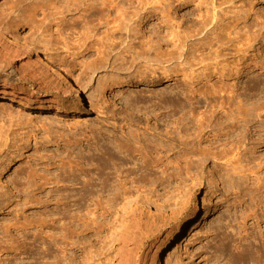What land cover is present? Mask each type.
Listing matches in <instances>:
<instances>
[{"label":"rangeland","instance_id":"1","mask_svg":"<svg viewBox=\"0 0 264 264\" xmlns=\"http://www.w3.org/2000/svg\"><path fill=\"white\" fill-rule=\"evenodd\" d=\"M79 1L0 0V49L6 45L21 48L14 38L17 36L32 48V60L39 53L50 72L62 78L64 86V72L59 67L71 75L69 86L75 85L67 100L31 82L24 85L27 91H35L37 102L33 106L22 104L19 95L0 94V101H5L0 106V128L8 125L9 113L32 120L25 131L28 140L22 156L10 165L8 160L0 178V264L14 259L21 264L38 263L40 241L34 238L42 231L44 236L53 234L49 227L55 224L57 201L71 206L72 213L76 211L74 194L81 191V185L64 180L77 163L90 170L88 177L98 178L99 165L91 160L109 155L116 164L106 171L111 181L119 187L127 183L120 194L98 189L89 203L92 212H96L93 210L97 204L99 213L111 209L109 217L99 219L107 223L106 231L103 229L101 236L92 232L85 237L91 246V264L115 263L113 251L123 225L135 211V215L142 216V207L144 212L148 210L145 219L157 222L154 233L165 232L177 218L185 224L161 255V264H166V259L170 264H239L245 256L252 260L243 264H264V144L257 143L258 139L264 140V125L256 128L259 124L253 122L249 127L255 140H250L254 144L249 145L242 162V178L238 175L240 178L231 179L227 173L236 160L228 152L238 140L239 131L229 134L230 142L225 143L229 131L226 126L232 123L230 115H237L241 107L264 108V0H164V7L179 5L173 10L176 19L172 23L180 24L168 31L166 40L182 39L195 49L186 55L188 50L183 45L182 56L180 50L163 64L138 59L133 66H121L119 62L115 68L106 65L97 70L89 69L97 53H89L85 46L104 37V30L89 34L80 25L79 17L84 13L81 6L85 5ZM211 13L222 19L219 30L208 36V27L197 35L200 15ZM157 24L156 19L150 22L151 26ZM152 34L147 31V36ZM91 35L96 37L90 39ZM229 40L228 47L224 43ZM163 49L173 51L174 46L166 44ZM52 57L60 64L52 66ZM18 59L4 63L8 73L30 58ZM0 64L3 66V62ZM164 66L165 76L161 71ZM155 70L157 74L152 73ZM74 77L79 78L80 86H76ZM5 78L1 71L0 84L11 90ZM100 80L115 82L101 91ZM38 98L42 101L39 104ZM97 98L102 100L100 105ZM213 113L212 122L206 120V125L212 126L206 133H212H201L202 122ZM261 120L263 117L258 118ZM209 141L216 144L211 146ZM19 148L20 144L12 159ZM202 150L228 153L230 159L199 160ZM80 177L87 178L85 174ZM98 180L95 183L101 185ZM155 198L167 208L157 211L151 204ZM59 208L64 210L62 204ZM43 220L46 227L41 230ZM29 224L33 227L25 228ZM14 244L18 247H11ZM156 250L152 248L150 258H156Z\"/></svg>","mask_w":264,"mask_h":264},{"label":"bare ground","instance_id":"2","mask_svg":"<svg viewBox=\"0 0 264 264\" xmlns=\"http://www.w3.org/2000/svg\"><path fill=\"white\" fill-rule=\"evenodd\" d=\"M157 1L158 2L153 4L152 3L154 2L153 0H80L79 4L85 5V7L81 6L82 9L84 10V13L79 17V19H81L82 21L80 25H83L84 28H86V30L89 31V34H93L95 32L100 33L101 30H104L103 32L104 37H101L102 39L98 38L100 40L98 39H96L95 41L93 40V43H95L93 45H95V47H97L96 45H98L99 48H94L91 43L87 45L85 44L86 45L85 47L86 49L89 50V53L90 52L97 53L96 60L93 59L94 60L93 62V60L91 59L93 63L90 61L89 69L91 67L94 70H97L98 68H101V67L103 68L106 65H109L115 68L116 66L119 65V62L121 66H123L126 63L133 66L137 62L138 59H143L145 63L160 62L161 64H163L166 62L167 58L174 57L175 56L174 54L179 53L180 50H182L183 45H185V48L188 51L185 53V50H182L183 53L181 52V56L184 53L186 55H189L191 50L195 49L194 45L186 46V42L182 39L177 40L178 43L177 41H174V40H166V38H168V31L171 28L180 26L179 23H176V22L172 23L176 19V17H174L173 15V10H176L179 7V5L172 6L171 4L170 5L167 4L164 7V3L166 0L165 1L157 0ZM178 1H177V4H178ZM80 5L78 6L79 8H80ZM200 16H201L200 17L201 20L197 21L199 22V25H200L199 28L197 29V35L202 34L205 30H208V27H209L207 35L213 36L216 30L218 31L220 28V22L222 20L221 17H219L216 13H213L212 15L202 14ZM153 19H156L157 21H159V24H157V27L156 25H152V26L150 25V22ZM170 23L172 24L170 25ZM145 25L147 26L146 28L144 27ZM147 31L149 33H154V34L147 36ZM94 36L95 35H91L90 39H92ZM14 38L15 40L18 41V43H20L21 48L19 47L16 50L12 48V46L6 45L5 47H2L0 49V59H3V61L0 60V62H3L2 64L3 66H1L0 64V72L2 71V73H4L6 76V78L3 79V81L5 83L9 82L11 84V90H7L4 84H0V94L7 93L8 95L12 97L19 95V97H21L20 99L22 100L21 101L22 104L33 106L37 102V98L34 97L35 91L33 90V92H29L24 87V85L29 84L31 82L33 85H36L39 88L46 89L48 93L51 91H55L58 94V97L64 100L71 98L73 94L72 89L75 88V85L69 86L71 82L69 81V78H71V75L65 69H62L61 67H59V71L61 70L62 72H64L63 74V79H65V86H64V83L62 82V78L56 76V74L54 76V74L50 72L49 68H47L42 58L40 57L39 53L37 55V59L32 60L31 58L32 52L30 51V49L32 48H30L19 37L15 36ZM230 41L231 40H229V42L227 41L224 44L229 47L231 44ZM166 44L167 45L172 44L174 46V50L165 51L163 49V46ZM226 50H229V48H226ZM14 53H17L18 56L16 57ZM122 55L123 57H121ZM19 57H22L26 60L29 58L30 59L28 60L27 63L25 64L21 63L17 67H14L13 70L10 73H8L7 70H5L6 67L4 66V63L5 64H7L8 62L10 63V61H12L13 58L14 60L16 58L17 60H20L18 59ZM52 62H53L52 66L60 64V62H58V59L55 57H52ZM87 63H83V64L85 65ZM166 69L167 68L165 66L162 67L161 71H162L163 76L167 74ZM152 73L157 74L158 72L155 70V71H152ZM15 76H17L16 77L17 79H12V77L14 78ZM74 78H75L74 83H77L76 86H80L81 81L79 80V78L78 77H74ZM107 81L106 80L99 81L98 88H101V91L103 88H106L108 84L115 82V81L112 82L111 80H110L111 82H107ZM116 81L122 82L121 79H118ZM114 86H118V85L116 84ZM108 89L109 91L114 90V88L112 87H108ZM84 92L86 93L87 91L85 90ZM39 100L40 99L38 98V104L40 102ZM96 101L99 104L101 103L102 100L101 99L99 100L97 98ZM1 102H5V101H0V106L5 105V103H1ZM58 105H59V102H58ZM263 110L264 108H261L259 110V109H242L241 107L239 108L237 115H235L234 117H231V115L229 116V120L232 123L230 124L231 125L230 127L226 126V128H228L229 131L227 132V134L225 133V136L227 137V140H226L227 142L225 141V143L228 144L230 142L229 134H231L232 132L237 133L239 131L238 133L239 135L237 136L240 137V138L238 137V140H236V143L233 144L232 149L230 150V152H228L232 154L234 159H236L234 162H232L229 165V169H227L228 176L231 179H233L235 176H237L238 178L241 177L239 174L242 172V170H240L242 162H244V158L246 154L248 153V150L250 149L248 148L249 145H251L254 142L253 141L251 143L250 140L251 139L255 140V138H253L255 133H250L249 127L251 123L253 122L256 124H259L258 126H255L256 128L262 127V125H264V114L263 116L261 115ZM22 115L14 116L12 113L6 114L7 116L6 121L8 125H6V127L4 128L3 127L0 128V178H2L4 172L6 171L5 170L6 162L9 160L8 165L13 164L14 162H18L19 157L22 156V153L25 150V147L23 148V146L26 144L25 142H27L28 140L26 139L27 133L25 131H26V128H28L29 126H32L31 125L32 120ZM213 117H214V113L213 115L211 114L210 116H208L202 122L201 133L209 134V135L212 133V131H210L209 133H206V131L210 127H212L210 126L209 123L206 125L207 123L206 120L212 122L211 119ZM262 117H263V120L259 122L258 118H262ZM204 125H206L205 128H203ZM215 128H219V126L216 124ZM44 131L46 133H52L46 129H44ZM254 132H256V135L260 137L258 133L260 131H257V129H255ZM251 134H252V137L250 136ZM172 140L176 141L177 139H172ZM258 141L259 142L257 143H259V145L264 144V140L258 139ZM210 143H211V146H214L216 144L214 143V141H211ZM219 143L223 145V140H220ZM18 144H20V148H19L20 151L17 155L15 154V156L17 157H15V159H12L14 158V152L16 148L18 147ZM182 144L187 146L185 143H181V145ZM244 146L246 148L243 150ZM218 153H221V152H218ZM228 153L217 154V153L211 152L210 150L209 151L202 150L199 160L207 161L210 159H215L219 162L221 159H226L228 161L230 159L229 157L230 154ZM109 156L108 158L106 157L104 159L103 158L102 159L92 158L94 160L93 161L91 160V162H96L99 165L100 171L97 173V176L99 178L98 182L100 180L102 181V182L100 181L102 183L101 185L95 183V179H98V178L94 179L93 177H88L87 173L90 170L88 171L84 169V167L80 166V164L78 163L76 164V167L74 168L72 173L69 174L65 180L63 179L65 182H68L69 184L72 183L75 185H78V184L81 185L80 187L81 191L74 194V197L76 199L75 200L76 211L72 213L71 208H70L71 206L66 205L65 204L66 202L60 203V201H57L56 205L58 207H56L55 211H53L54 214L57 216L55 218V221H53L55 224L49 227L50 229L53 230V234L50 236H47V235L44 236V232L42 231V233H40L39 236L35 235L34 240L40 241L39 250L37 252L38 257H39L38 263L35 262V264H91L90 263L92 262L90 258L91 254L89 255L90 252L88 253V247L90 246V245L88 246V244L90 243L88 242L87 244L85 237L92 232L96 235H99V233L103 229L106 231L105 225L107 223L102 220H101L102 222H100L99 219L107 217L110 214V211H109L110 208L108 210H105L104 212L102 210L101 212L103 213H99V210H97L98 209L97 208L98 204H97L96 205L97 209L95 208V210H93L96 212H92L89 210V207H91L89 203L93 199L94 194L97 193L96 191H98V189L99 190L101 189L103 192H106L108 190L116 191L119 194L122 192L121 189H124V188L126 189L127 182L119 187L117 186V184L111 181L110 173L106 172L107 170L112 169V167L116 165L115 162L112 161L111 157ZM247 159L249 158L247 157ZM82 174H85L87 178L86 179L84 178L82 180L81 179L82 177H80L82 176ZM80 179L82 181H80ZM261 179L264 180V176H262ZM261 186L262 185H260V187ZM258 189L260 188L258 187ZM157 198H155L156 201L151 202V204L157 208V211H162V209L167 208L161 201L157 200ZM161 200L163 201L164 199H161ZM164 203H165V200H164ZM61 204L64 206V210L59 208ZM171 210L174 211V209H171ZM140 211H141L140 214L142 216L138 217L139 215L138 216L135 215L136 213L135 211L133 212V214H129L128 219L125 222L126 224L125 223L124 225L122 224L124 227L123 228L124 230L121 231L122 232L120 234L121 236L117 240L118 244L116 247L114 246V244L112 245L115 247L113 251V253H115V257H114L115 263L113 264H161L160 263L161 255L170 246V244L173 242L176 236L179 233H181L183 229L185 228V224L184 223L182 224L180 221L181 219L177 218L176 220L173 221L172 224H170L165 229V232L161 233V231L158 230L159 231L158 233H154V232H157L156 231V228L158 227V225L156 227L157 222L153 221L152 219L151 221L150 219H147V217L145 219L144 214H146L148 210L144 212L143 207H142ZM183 215L184 214H182L181 217ZM41 224L42 225L40 227H41V230H43V228L46 227L45 220H43V223ZM31 227H33L32 224H29V225H26L25 228H31ZM25 232L26 230L23 231V234ZM151 234L152 235L155 234V235L153 236L154 238L152 240V243L148 244L151 238ZM99 236H101V234ZM99 236H97V239ZM16 245H18V243ZM23 245L25 244L23 243ZM13 246H15V244L11 245V247ZM16 247L18 246H15V248ZM24 247L25 246H23V248ZM153 247L157 248L156 258H150L151 250ZM26 253L27 252H25L24 254ZM91 253H92V250H91ZM34 255L36 254L34 253ZM29 256L31 255L30 254L27 255V257ZM94 260L95 259H93V261ZM249 260H252V259L247 256H245L244 258L242 257L239 261V264L241 263L243 264V262L249 261ZM15 261L17 260L16 259H14L13 261L9 260V264H15L16 263ZM165 262L166 264H170L169 259H166ZM16 264H21V263H16Z\"/></svg>","mask_w":264,"mask_h":264}]
</instances>
